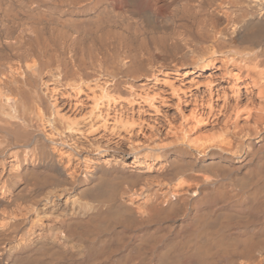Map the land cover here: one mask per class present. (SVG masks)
<instances>
[{
  "label": "bare ground",
  "instance_id": "6f19581e",
  "mask_svg": "<svg viewBox=\"0 0 264 264\" xmlns=\"http://www.w3.org/2000/svg\"><path fill=\"white\" fill-rule=\"evenodd\" d=\"M0 264H264V0H0Z\"/></svg>",
  "mask_w": 264,
  "mask_h": 264
},
{
  "label": "rangeland",
  "instance_id": "374dc122",
  "mask_svg": "<svg viewBox=\"0 0 264 264\" xmlns=\"http://www.w3.org/2000/svg\"><path fill=\"white\" fill-rule=\"evenodd\" d=\"M22 28H20V30H21Z\"/></svg>",
  "mask_w": 264,
  "mask_h": 264
}]
</instances>
